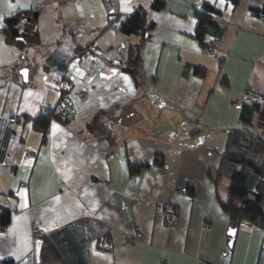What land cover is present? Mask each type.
I'll list each match as a JSON object with an SVG mask.
<instances>
[{"label":"crops","instance_id":"0c3cea01","mask_svg":"<svg viewBox=\"0 0 264 264\" xmlns=\"http://www.w3.org/2000/svg\"><path fill=\"white\" fill-rule=\"evenodd\" d=\"M151 2L0 0V214L10 210L0 264H264V229L241 220L229 245L221 207L229 131L264 137V105L238 101L246 87L264 95V15L249 9L264 0H164L159 10ZM204 4L210 22L196 37ZM138 6L153 22L141 83L126 70L140 35L108 24ZM35 8L37 41L7 42L4 18ZM63 75L74 113L51 116L43 132L33 119L57 106L52 79ZM161 201L177 207L173 224ZM102 236L110 247L97 245Z\"/></svg>","mask_w":264,"mask_h":264},{"label":"trees","instance_id":"16d2710c","mask_svg":"<svg viewBox=\"0 0 264 264\" xmlns=\"http://www.w3.org/2000/svg\"><path fill=\"white\" fill-rule=\"evenodd\" d=\"M231 2L236 4L238 0H231ZM163 4L164 0H152L151 8L159 10ZM203 6L201 11H197V24L194 32L196 37L202 36L205 26L210 22L205 13L206 10H210V7L206 4ZM249 9L254 14L264 15V5L259 8L250 4ZM38 16V8L16 11L6 16L2 26L5 40L18 46L34 44L38 39ZM108 24L110 26L116 24V28L122 33L140 35L139 44L130 49L126 70L131 73L135 82H143L140 70L141 46L149 38L150 29L153 27V22L147 23L146 10L138 6L120 21L117 15L111 17ZM194 71L202 73L200 67H194ZM47 112L49 113H39L33 119L35 127L43 132L46 131L51 116L58 115L63 119L68 118L60 114L57 106ZM224 159L233 164L232 170L228 173L227 199L221 202V207L229 215L231 228H237L241 220H248L264 229V137L245 129L229 131ZM250 173L255 177L252 184L248 183ZM187 191L190 192L191 189L188 188ZM9 220L10 210L6 208L0 214V226H5ZM5 264H14V261L6 259Z\"/></svg>","mask_w":264,"mask_h":264},{"label":"built area","instance_id":"2783aa9c","mask_svg":"<svg viewBox=\"0 0 264 264\" xmlns=\"http://www.w3.org/2000/svg\"><path fill=\"white\" fill-rule=\"evenodd\" d=\"M197 7L198 5L195 4V8ZM112 27L116 28V24H112ZM218 46H219V39L216 38L211 40L208 43L207 47L205 48V53L209 57H217ZM86 56H87L86 49H84L82 50L81 53L74 56V58L77 61H81L82 59L86 58ZM52 83L57 86L60 93V97L57 103L58 111L60 112L61 115L65 117L72 116L74 113V107L70 96L71 93L70 91L73 88V81L64 75V76L54 77L52 79ZM238 101L247 105H255V104L264 105V95L255 91L250 87H246L242 91L241 97L239 98ZM9 121L11 123H15L16 116L13 115L9 117ZM24 185H25L24 181L20 182V186H24ZM158 207L163 211L165 221L168 224H173L176 220L178 213V209L175 206V204L171 201H161L158 204ZM203 227L208 228L209 223L205 221L203 223ZM134 229L138 230L139 227H135ZM31 234L33 238L36 239L41 237L42 234H44V230L36 222H31ZM97 245L102 248L110 247L112 245V239L110 236H102L97 240Z\"/></svg>","mask_w":264,"mask_h":264},{"label":"water","instance_id":"95a60500","mask_svg":"<svg viewBox=\"0 0 264 264\" xmlns=\"http://www.w3.org/2000/svg\"><path fill=\"white\" fill-rule=\"evenodd\" d=\"M236 232H237V228H236V227L229 228V230H228V232H227L228 235L230 236L229 245L232 244V242H233V238H234Z\"/></svg>","mask_w":264,"mask_h":264},{"label":"snow or ice","instance_id":"6c2138e0","mask_svg":"<svg viewBox=\"0 0 264 264\" xmlns=\"http://www.w3.org/2000/svg\"><path fill=\"white\" fill-rule=\"evenodd\" d=\"M54 127H55V125H54Z\"/></svg>","mask_w":264,"mask_h":264}]
</instances>
